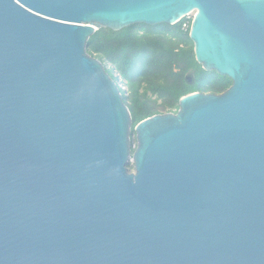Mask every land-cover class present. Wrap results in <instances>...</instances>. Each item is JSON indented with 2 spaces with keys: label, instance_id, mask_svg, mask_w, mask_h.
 I'll use <instances>...</instances> for the list:
<instances>
[{
  "label": "water",
  "instance_id": "95a60500",
  "mask_svg": "<svg viewBox=\"0 0 264 264\" xmlns=\"http://www.w3.org/2000/svg\"><path fill=\"white\" fill-rule=\"evenodd\" d=\"M192 13L232 83L132 134L87 41ZM0 264H264V0H0Z\"/></svg>",
  "mask_w": 264,
  "mask_h": 264
},
{
  "label": "trees",
  "instance_id": "16d2710c",
  "mask_svg": "<svg viewBox=\"0 0 264 264\" xmlns=\"http://www.w3.org/2000/svg\"><path fill=\"white\" fill-rule=\"evenodd\" d=\"M181 24L182 20L173 26L101 28L87 41L86 53L103 64L117 85L119 77L126 86V92L118 88L132 118V134L135 125L148 117L175 113L181 97L194 92L221 94L232 83L226 76L202 69L189 31H182Z\"/></svg>",
  "mask_w": 264,
  "mask_h": 264
},
{
  "label": "built area",
  "instance_id": "2783aa9c",
  "mask_svg": "<svg viewBox=\"0 0 264 264\" xmlns=\"http://www.w3.org/2000/svg\"><path fill=\"white\" fill-rule=\"evenodd\" d=\"M189 16L190 14L182 19L181 30L184 32L189 31L190 29L191 22L189 21Z\"/></svg>",
  "mask_w": 264,
  "mask_h": 264
},
{
  "label": "rangeland",
  "instance_id": "374dc122",
  "mask_svg": "<svg viewBox=\"0 0 264 264\" xmlns=\"http://www.w3.org/2000/svg\"><path fill=\"white\" fill-rule=\"evenodd\" d=\"M194 15H195V13L190 14V16H189V21H190V22H192ZM190 25H191V24H190ZM116 76L118 77L117 74H116ZM117 81H118V83H119V85H117V86L120 87L123 91L126 92V86H125V84H122V82L120 81V78H119V77H118ZM116 84H117V83H116ZM131 139L133 140L134 145H135V137L131 136Z\"/></svg>",
  "mask_w": 264,
  "mask_h": 264
}]
</instances>
